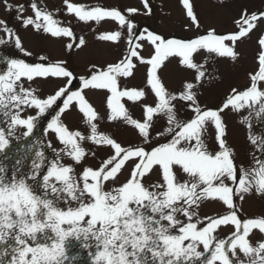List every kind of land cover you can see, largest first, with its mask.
Here are the masks:
<instances>
[{
  "label": "snow or ice",
  "instance_id": "1",
  "mask_svg": "<svg viewBox=\"0 0 264 264\" xmlns=\"http://www.w3.org/2000/svg\"><path fill=\"white\" fill-rule=\"evenodd\" d=\"M64 4L85 24L116 22L120 30L98 39L116 46L124 40L127 47L115 62L92 63L79 77L66 60L40 55V62L29 63L0 54V264H72L81 251L83 264H264V215L243 218L236 203L264 199V131L254 130L264 125V35L248 85L232 87L216 108L201 100L213 79L209 62L237 63V42L264 24V10L242 8L236 31L210 28L182 39L147 29L137 34L130 17L151 15L149 0H142L143 12ZM182 6L200 28L192 0ZM0 7L19 25L0 18V47L32 56L21 30L69 38V52L87 47L84 36L77 38L39 0L27 7L0 0ZM172 59L185 73L175 91L159 74ZM138 65L147 66L145 86L122 87ZM50 79L60 83L41 95L39 82ZM88 92L101 97L104 112ZM126 102L140 107V118ZM73 112L83 128L65 123ZM230 113L239 116L252 147L247 166L226 139ZM41 117L46 125L38 132ZM105 122L130 126L138 142H119L101 129ZM210 203L226 211L208 215Z\"/></svg>",
  "mask_w": 264,
  "mask_h": 264
},
{
  "label": "rangeland",
  "instance_id": "2",
  "mask_svg": "<svg viewBox=\"0 0 264 264\" xmlns=\"http://www.w3.org/2000/svg\"><path fill=\"white\" fill-rule=\"evenodd\" d=\"M12 3H23L26 7L29 0H10ZM41 6H46L48 10L54 11L56 18L63 22L64 26H70L77 38L84 36L87 41V47L82 50L73 49L71 52L65 48L66 43L70 42L69 38H51L47 35L35 34L21 30L20 35L24 41V46L33 53L32 56H24L18 50L5 45L0 47V54L5 56L12 55L16 58L24 59L26 62H40L38 57L46 55L49 61L66 60L67 68L77 77L80 75H88L89 68L92 63L97 65H105L110 62H115L126 51V42L122 40L119 46L111 42H105L98 39L99 34L120 30L119 25L110 20L102 21L99 24L89 22L85 24L79 21L74 15H70L66 11L64 0H39ZM74 4L84 5L86 7H104L117 8L122 12L126 9L135 7L143 12L142 0H70ZM152 8L151 15L137 14L130 17L137 25L136 32L139 35L145 29L155 32L166 38H182L192 39L197 35L205 33L210 28H215L217 33H227L236 31L237 27L234 23L239 19V13L242 8L247 7L249 11L264 10V0H192L194 11L200 22V28L192 25L190 19L186 16L182 6V0H149ZM26 14H31V10ZM0 18L7 19L10 26L19 28L18 24L13 23V17L4 12L3 7H0ZM2 35V34H0ZM264 35V24L250 34V38H244L237 42V51L241 56L237 63L233 64L227 59L220 58L218 62L210 61L209 71L213 79L205 85L202 91V103L209 108L218 107L224 98L228 95L232 87L238 89L245 88L248 83V73L257 68V56L259 53L258 38ZM146 43V42H145ZM150 48V45H146ZM147 55L146 52L142 53ZM166 67L160 71V75L166 86L175 91L180 88L181 81L185 73L181 72L176 65V60L172 59L171 63L167 61ZM0 65V70L3 69ZM215 69V70H213ZM147 66L138 65L135 76L127 81H121L122 87L141 88L145 86ZM59 81L50 79L48 82L40 81L39 88L41 95L50 93ZM78 86V81L74 82ZM88 99L97 109L104 112L101 97L94 92H88ZM151 95L148 96L147 102H151ZM133 118H140L141 109L138 106H132L126 102ZM34 114V113H33ZM65 123L72 128H83L80 123V116L73 112L66 114L64 117ZM239 116L235 113L225 115L227 124V141L228 144L236 149V159L238 163H243L247 166L251 162L249 153L252 147L246 140V130L244 126L238 123ZM255 124V122H254ZM46 125L45 118L41 117L38 132ZM101 129L110 132L124 144L137 143V135L130 127L121 124L105 122L101 125ZM255 131H264V125L256 126ZM213 131L210 129V132ZM51 138V134L49 137ZM211 143V141H209ZM49 154H51L49 150ZM7 163V162H6ZM91 164L92 161L87 162ZM236 203L239 207L238 214L243 218H250L264 215V199L258 197H246L243 202L236 198ZM226 208L221 203H210L204 208V212L208 215L225 212ZM227 231V230H225ZM76 254V250H73ZM87 260V255L83 251L80 252L79 258L72 264H83Z\"/></svg>",
  "mask_w": 264,
  "mask_h": 264
}]
</instances>
